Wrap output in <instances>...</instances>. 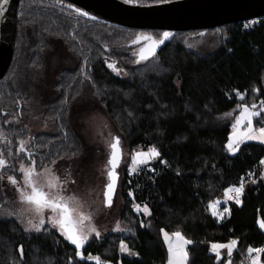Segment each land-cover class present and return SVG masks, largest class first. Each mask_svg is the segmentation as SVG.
Returning <instances> with one entry per match:
<instances>
[{
    "label": "trees",
    "instance_id": "trees-1",
    "mask_svg": "<svg viewBox=\"0 0 264 264\" xmlns=\"http://www.w3.org/2000/svg\"><path fill=\"white\" fill-rule=\"evenodd\" d=\"M161 1L167 0H130ZM25 2L64 16L71 36L42 31L33 20L23 18ZM93 26L99 33L85 35L91 46L75 38V33ZM225 27L226 35L216 29L176 33L156 49V56L137 63L133 41L143 34L160 39L161 31L92 21L59 0L20 2L15 54L0 82V158L6 161L0 168V264H93L80 261L74 245L55 229L25 231L9 211L15 196L7 178L17 175L18 162L26 153L42 168L78 152L73 150L80 139L69 114L78 98L105 112L129 151L155 147L160 153L131 175L123 169L119 216L127 223V232L87 241L82 248L85 258L164 264L162 229L179 231L192 242L187 245L186 264H224L225 258L211 252L212 243L236 242L230 264H241L249 249H264V232L257 224L264 219V170L259 166L264 145L242 143L234 154L225 147L239 105L264 101V25L249 30L237 23ZM200 36L199 48L188 45ZM141 40L144 45L149 42ZM237 92L244 93L243 100L236 98ZM20 141L25 142L24 151ZM250 179L254 182L249 184ZM241 181L239 204L226 202L228 211L220 218L206 208ZM131 203L147 205L142 225ZM121 241L129 251L120 250ZM260 260L264 263V252Z\"/></svg>",
    "mask_w": 264,
    "mask_h": 264
},
{
    "label": "rangeland",
    "instance_id": "rangeland-1",
    "mask_svg": "<svg viewBox=\"0 0 264 264\" xmlns=\"http://www.w3.org/2000/svg\"><path fill=\"white\" fill-rule=\"evenodd\" d=\"M26 3L27 2H25V4L22 5L21 12L23 18L26 17L27 19L33 20L36 23V25L39 27V29H41L42 31L55 33L56 35H60L64 38H68L71 36L69 25L64 16L55 13L52 14L49 12L37 10L36 8L29 6ZM216 30L221 35H226L227 33V28L225 26H221ZM95 33L96 34L99 33V28L93 26V27L83 28L80 32L75 33L74 35L75 38L80 39L83 43H86L87 46H91L90 40L89 41L85 40V35L88 34L89 36H91L92 34ZM201 39L202 36L199 37L197 42L190 41L191 43H188V45L193 48H199L200 44L198 43L201 42ZM144 47L145 46L142 44V41L140 40L139 45L135 49L136 55L134 53L133 54L138 58L139 57L138 53L140 49ZM71 77L72 76L70 74L67 75L68 79H71ZM68 82L70 83V81ZM240 94L244 96V93H240ZM236 98L239 99L237 93H236ZM252 104H255L257 106L255 110H259L261 100ZM252 104H246V103L240 104L236 112L233 114L230 120V133L228 135L226 144L228 142L229 136L233 133L232 125L235 123L236 117L240 115V112L242 110L241 105H247L251 107ZM70 122L72 128H74L78 138L80 139L79 141L80 143L76 145L73 150V151H78L77 153L73 152L74 155L72 154L71 156H68V158L53 159L48 165L42 168H37L34 162L33 164L32 162L31 163L22 162L21 164H23L25 167L34 166L38 173H42L36 179L38 180L40 186L44 187L45 191H48L46 187V179L48 178L49 174H44V169L46 168L50 169L51 170L50 175L54 177H58L59 180L63 182L62 185L64 189L63 195L65 196L74 195L80 200L81 210L85 214H89V213L91 214L92 217L91 223L95 225L97 231L100 233L98 237L95 235V233H92L89 236L88 241L91 240L92 238L101 240L108 234L109 236L114 234L122 235L123 233L127 232L126 229L128 228L127 223L121 220L119 216L123 205V200L119 192V186L123 177V169L126 170L128 175H131L139 168H142L143 166H148L157 157L149 160L147 164L133 165L132 164L133 154L135 152H141V151L147 152L148 149L151 147L147 149L136 148L132 151H129L127 145L125 144L123 136L115 128V126H113L111 119L105 114V112L99 106H97L94 102L90 100L81 98L78 103L74 104V106L71 108L70 111ZM245 125L246 122L242 123L239 127V131L244 132L246 130ZM252 125L254 129L259 127H264V112H262L261 115H258L253 118ZM36 129L42 130V128L40 129L38 127H36ZM115 136H118L120 139V144L122 146V159L119 164V167L117 168V172L119 174L118 185H117L116 193L113 198L112 205L105 206L103 203V190L105 184L108 181L107 172L109 166L107 162L110 154V143L112 142L113 137ZM38 141L42 143L43 141L46 140L41 139ZM248 142L259 143L264 145V143L260 142L259 140L245 139L239 143V146L242 143H248ZM42 145L46 147L44 142L42 143ZM72 146L73 145L66 144L67 148ZM227 152L229 154H234L236 151L229 152L227 150ZM261 160H264V157ZM53 161H55V163H53ZM127 163H129L128 166ZM21 164L17 169L18 179L15 178L17 184L14 185L10 183L7 178L8 185L13 189L15 196L14 199L15 201L12 202V205L10 206L9 209L11 213L10 218L15 219L17 223H19V225L22 227V229L25 230V228H29L28 231L36 232L34 229L30 228L28 221L31 220L33 224H36L39 223L40 217L35 213V211L32 210L31 205L21 201L20 194L17 191V188H24L23 173L20 171ZM259 166L262 170H264V164L259 163ZM148 169H150V167H148ZM250 180L246 182H249V184L254 182L252 179ZM241 183L244 184V182L241 181L237 186H234L233 188L240 187ZM224 195L225 192L223 193L222 196L218 197L217 199H215L213 202L209 203L206 206V208L209 211H211L215 207L214 209L218 211V213L215 214L217 218L221 217V215L223 214V207L227 206L226 204H228L223 200ZM217 202L220 203V205L221 204L224 205L222 206L216 205L218 204ZM134 205L137 204L136 203L130 204L132 213H134V215L137 217V222H139V224L142 225V220L144 219L145 216H147L148 213H145L143 211L144 206L139 205V210H137L134 207ZM210 205H214V207H210ZM50 215H52L51 211L45 210L44 212L45 224L41 226V229L44 227H50L52 229H55L61 235L60 231L57 228H54L51 224L48 223L47 218ZM135 221L136 220H134V223ZM261 222H264V219L259 220L257 224L259 229L264 232V228L261 227ZM174 232L177 231L167 232V233L171 235ZM111 239L112 241L116 240L115 237H112ZM117 239L119 240L120 236H117ZM161 239L167 253L166 261L164 264H168V259H169L168 244L165 242V237L162 231H161ZM174 239L175 238L173 237V240ZM125 241L126 243H128L127 242L128 240L125 239ZM213 244L230 245L231 242L229 241L225 243H212V245ZM212 245H211V250L216 254L217 258H225L224 264H230L232 259V252L234 250L233 245H231V254H229L228 247L214 250L212 248ZM185 251L187 253V245L185 246ZM217 253L219 255H217ZM260 255L261 253L256 252V257L259 258V264H264L260 260ZM186 262H187V258L185 264Z\"/></svg>",
    "mask_w": 264,
    "mask_h": 264
},
{
    "label": "snow or ice",
    "instance_id": "snow-or-ice-1",
    "mask_svg": "<svg viewBox=\"0 0 264 264\" xmlns=\"http://www.w3.org/2000/svg\"><path fill=\"white\" fill-rule=\"evenodd\" d=\"M125 2L128 3L130 0H125ZM5 3H7V0H5ZM77 11H79V9H77ZM83 14L87 15V13ZM170 36L171 33L168 32L163 33L160 39H154L151 35L137 36L133 43H138L141 39L150 41V44L146 48L140 49L138 53L139 60L137 63L139 61H147L150 57L156 56V49ZM108 67L112 68L113 71H116L117 74L120 73V70L117 69L114 64H109ZM237 96L241 100L244 98L239 92H237ZM241 108L242 110L240 115L236 117L235 123L232 125L233 133L229 136L228 142L225 145L229 152H235L236 148L239 146V143L245 139L259 140L260 142L264 143V127L254 129L252 125L253 118L261 115V113L264 112V101H261L259 110H255L257 108L255 104H252L251 107L247 105H241ZM225 115L227 116L228 114ZM245 122L246 130L244 132L239 131L240 125ZM110 149L111 152L107 162V164L111 166L107 172L109 182L106 185V191L104 192L105 204L107 206H111L112 203V197L114 195L117 180L115 169L118 167V162L121 158L119 137H113V140L110 143ZM24 150L25 142L20 141V151ZM159 156V151L155 147H151L147 152H135L132 156V164H147L149 160ZM53 163H55V161H53ZM260 163L264 164V160H261ZM5 165L6 161L3 158H0V168H3ZM20 171L23 173L24 182V188H17V191L20 194V199L22 202L31 205L32 210L35 211V213L40 217L39 223L33 224L31 220L28 221L30 228L39 232L41 230V226L45 224L44 212L45 210H50L52 215L47 218L48 223L54 228H57L66 240L75 245L76 256L84 258L83 253L80 250L88 241L89 236L92 233H95L97 237L100 235L95 225L91 223V214L83 213L80 207V200L76 196L63 195V182H61L58 177L50 175V169H44V174H49L48 178L46 179V187L48 191H45L44 187L40 186L38 183L36 178L42 173H38L34 166L25 167L23 164H21ZM8 180L14 185L17 184L15 177L9 176ZM233 191H235L237 194L236 203L239 204L240 200L238 197L243 191V184L241 183L240 187L226 189L225 194L227 195ZM129 195L131 196L132 193L130 192ZM134 207L139 210V205H134ZM210 207H214V205H210ZM143 211L148 213L149 210L147 205L144 206ZM224 211L227 212L228 209L225 208ZM213 214L215 215L216 213L214 212ZM261 227L264 228V222H261ZM28 230L29 228H25V231ZM161 231L165 237V242L168 244V264H185L187 258L185 246L191 244L192 242L187 240L179 231L174 232L171 235H169L167 232H164L163 229ZM173 237L175 238L174 240ZM235 243V241H232L230 245L213 244L212 248L215 250L228 247L229 254H231V245H234ZM120 250L122 252L129 251L124 241H121L120 243ZM19 251L22 255V247L19 249ZM249 251L261 253L264 252V249H249ZM217 255L219 254L217 253ZM87 258L94 259L96 264H106V262H102L98 256L93 257L89 255ZM252 264H259V258H253Z\"/></svg>",
    "mask_w": 264,
    "mask_h": 264
},
{
    "label": "water",
    "instance_id": "water-1",
    "mask_svg": "<svg viewBox=\"0 0 264 264\" xmlns=\"http://www.w3.org/2000/svg\"><path fill=\"white\" fill-rule=\"evenodd\" d=\"M21 1L7 0V3L5 0L0 1V82L10 68L15 54L18 38V11ZM59 1L79 9L82 14L87 13V15H83L92 21L137 31L171 33V36L164 42L176 33L206 32L246 19L264 16V0H167L149 4L126 3L124 0ZM149 44L150 41L144 46L147 47ZM120 149L121 158L118 167L122 159L121 146ZM117 168L115 169L117 180L114 195L118 185ZM108 182L109 180L103 190L105 206L107 205L104 192ZM80 251L82 252V249ZM77 258L82 262L96 264L94 259L78 256ZM106 264L112 263L106 262Z\"/></svg>",
    "mask_w": 264,
    "mask_h": 264
},
{
    "label": "built area",
    "instance_id": "built-area-1",
    "mask_svg": "<svg viewBox=\"0 0 264 264\" xmlns=\"http://www.w3.org/2000/svg\"><path fill=\"white\" fill-rule=\"evenodd\" d=\"M263 24L264 25V16H259V17H254V18H250V19H246V20H243L241 22H238L237 24L240 25V28L241 29H244V30H249L255 26H258L260 24ZM242 194L241 193L239 195V200L241 199L242 197ZM236 199H237V194L235 191L227 194L225 197H223V200L224 202H236ZM255 250V249H253ZM256 257V252L255 251H252L250 252L249 250L247 251V254L245 255L243 261L241 262V264H252V260L253 258Z\"/></svg>",
    "mask_w": 264,
    "mask_h": 264
},
{
    "label": "flooded vegetation",
    "instance_id": "flooded-vegetation-1",
    "mask_svg": "<svg viewBox=\"0 0 264 264\" xmlns=\"http://www.w3.org/2000/svg\"><path fill=\"white\" fill-rule=\"evenodd\" d=\"M142 41V40H141ZM140 42V41H139ZM139 42L138 43H135V47L133 48V52H134V54L136 55V51H135V49L137 48V46L139 45ZM144 45V44H143ZM137 58V57H136ZM79 100H80V98H78V99H75L72 103H71V105H70V111H71V108L74 106V104L75 103H78L79 102ZM70 114V113H69ZM22 162H28V163H31L32 162V164H33V160H31V159H29V153H26V156H25V159H22L20 162H18V168H19V165L22 163ZM17 168V169H18ZM16 172H17V170H16ZM13 177H15L16 179H18V177H17V175L16 176H13Z\"/></svg>",
    "mask_w": 264,
    "mask_h": 264
},
{
    "label": "crops",
    "instance_id": "crops-1",
    "mask_svg": "<svg viewBox=\"0 0 264 264\" xmlns=\"http://www.w3.org/2000/svg\"><path fill=\"white\" fill-rule=\"evenodd\" d=\"M231 188H233V187H231ZM225 195H226V194H225ZM225 195H224V196H225ZM224 196H223V197H224ZM216 205H220V203H218V204H216ZM214 208H215V207H214ZM214 208H213L212 210H215ZM225 208H226V207L223 208V214L225 213V211H224ZM215 213H218V211L215 210ZM221 216H222V215H221ZM211 245H212V244H211ZM211 245H210V250H211ZM233 247H234V245H233ZM211 252H213V251L211 250ZM213 253H214V252H213Z\"/></svg>",
    "mask_w": 264,
    "mask_h": 264
},
{
    "label": "bare ground",
    "instance_id": "bare-ground-1",
    "mask_svg": "<svg viewBox=\"0 0 264 264\" xmlns=\"http://www.w3.org/2000/svg\"><path fill=\"white\" fill-rule=\"evenodd\" d=\"M244 259V258H243Z\"/></svg>",
    "mask_w": 264,
    "mask_h": 264
}]
</instances>
